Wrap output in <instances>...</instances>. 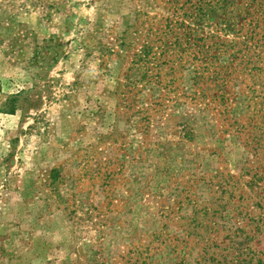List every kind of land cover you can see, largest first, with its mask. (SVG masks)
I'll return each mask as SVG.
<instances>
[{
  "label": "rangeland",
  "instance_id": "1",
  "mask_svg": "<svg viewBox=\"0 0 264 264\" xmlns=\"http://www.w3.org/2000/svg\"><path fill=\"white\" fill-rule=\"evenodd\" d=\"M177 1L0 0V264H131L164 224L154 264H264V180L245 185L264 172V141L253 157L234 124L249 77L227 114L191 65L162 89L133 63ZM229 174L244 175L239 210L214 186ZM176 200L180 226L162 216ZM198 204L219 210L221 249L186 237L178 217Z\"/></svg>",
  "mask_w": 264,
  "mask_h": 264
},
{
  "label": "trees",
  "instance_id": "2",
  "mask_svg": "<svg viewBox=\"0 0 264 264\" xmlns=\"http://www.w3.org/2000/svg\"><path fill=\"white\" fill-rule=\"evenodd\" d=\"M167 12L168 16L161 17L155 26L150 25L137 39L140 49L133 55V60H136L133 63L140 64L142 70L147 68L141 82L149 78L150 72H156L155 84L166 89L182 78L179 75L183 74L185 65L189 64L194 68V85L202 82L215 85L213 99L225 106L227 114H230L233 97L236 96L241 101L239 90L235 93L233 91L246 82L242 79L249 77L244 89L247 94L242 93L240 96L244 98L246 112L238 115L234 124L238 125L235 132L242 143L246 141V146L250 147L249 153L252 152L253 157H258L261 155V142L264 141V0H178L171 4ZM207 27H215L216 33L211 30L206 33ZM219 31L224 33L223 36L217 34ZM149 65L151 69L148 68ZM130 84L136 88L138 82ZM244 131L246 134L243 141ZM250 171L253 172L251 179L245 185L253 192L258 182L264 180V172L256 170L255 167ZM243 178L244 175L235 178L229 174L223 179L225 182L219 180L214 183L223 194H229V201L238 198L239 202L234 204V210L243 207L242 198L246 192L237 193L241 189ZM182 204V200H176L166 210L163 209L162 216L172 222L177 221L176 215L179 214ZM190 213L189 219L178 217L187 220L186 224H181L187 227L186 237L197 236L212 247L221 249L220 245H216L218 241L214 234H219V229L214 228L216 222L213 220L219 210L209 208L207 204H198ZM249 215L250 211H238L233 216L235 225L239 226L240 221H244ZM177 222V226H180L179 221ZM167 227L169 226L164 224L162 231ZM198 228L205 231L199 233ZM162 231L152 234V239L141 247L131 264L155 263L154 258L161 254L162 245L165 244L161 240ZM208 231L213 233L212 239H206ZM244 231L241 225L235 232ZM165 234L170 240L172 252L178 253L180 238L176 234Z\"/></svg>",
  "mask_w": 264,
  "mask_h": 264
}]
</instances>
